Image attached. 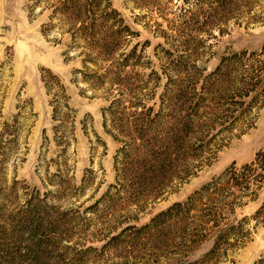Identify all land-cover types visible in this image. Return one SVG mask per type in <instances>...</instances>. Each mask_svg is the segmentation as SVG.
I'll use <instances>...</instances> for the list:
<instances>
[{
    "label": "rangeland",
    "instance_id": "374dc122",
    "mask_svg": "<svg viewBox=\"0 0 264 264\" xmlns=\"http://www.w3.org/2000/svg\"><path fill=\"white\" fill-rule=\"evenodd\" d=\"M156 1L158 5L149 1L139 8L128 0H112L126 24L139 34L129 48L137 45L151 63L145 69L121 68L119 76L127 79L125 83L106 82L103 88L94 89L83 77L93 71L104 74L116 60L98 58L95 65L84 67L83 57L70 47L72 39L63 21L55 18L52 27V10L44 2L33 10L31 0H0V122L15 113L18 104L27 111L32 107L34 113L26 118L19 151L0 163V264H257L264 260V223L253 219L247 225L252 233L244 246L216 262L204 257L212 247L210 241L192 248L182 246L178 237L165 243L150 231L126 229L149 224L231 164L244 165L264 152L263 105L254 111L253 126L243 124L227 133L218 122L212 128L201 125L195 140L191 139L194 157L188 159V176L173 179L157 198L127 197L129 189L134 191L133 182L122 176L116 179L121 165L116 166L115 156L123 143L104 127L112 97L128 92L129 87L137 88L142 85L140 78L146 79L148 90H155L147 103L159 110L170 88L167 82L172 83L168 77L178 79L184 74L178 69L179 61L194 66L191 75L202 70L198 87L207 80L209 90L205 92H210L219 83L210 72L222 57L264 48V20L234 23L223 35L214 30L215 37L209 38L184 26L177 8L183 5L181 1ZM162 29L168 36L159 34ZM185 38L191 41L188 48L183 44ZM154 72L161 77L157 85ZM114 75L105 76L112 79ZM58 82L65 86L72 110L62 109L54 120L50 102L59 91ZM130 99L125 96L127 106ZM57 100L64 102L62 97ZM132 111L127 109L126 115ZM106 115L110 124L112 116ZM179 164L188 165L183 160ZM258 195L236 210L239 218L259 208L264 185Z\"/></svg>",
    "mask_w": 264,
    "mask_h": 264
},
{
    "label": "trees",
    "instance_id": "16d2710c",
    "mask_svg": "<svg viewBox=\"0 0 264 264\" xmlns=\"http://www.w3.org/2000/svg\"><path fill=\"white\" fill-rule=\"evenodd\" d=\"M31 1L33 10L42 2L52 10L49 16L52 27L56 26L55 18L63 21L66 26L63 29L72 39L70 47L83 57L84 67L89 63L95 65L98 58L116 60L104 74L93 71L89 77H83L94 89L103 88L106 82L125 83L127 79L119 76L121 68L145 69L151 63L149 59L145 60L137 45L129 48L132 38L139 34L126 24L112 0ZM128 1L139 8L146 7L149 1L151 5H158L156 0ZM177 1L183 4L177 8L184 26L191 27L196 33L207 34L209 38L215 37L214 30L223 35L226 28L234 23L253 24L264 20V0ZM159 34L168 36L164 35L167 33L163 29ZM190 43L187 38L183 40L186 48L190 47ZM167 52L171 53L170 50ZM92 54L97 57L93 58ZM188 65L179 61L178 69L184 73L182 78L168 77L172 83L167 82L170 88L162 97L159 110L147 103L155 96V90H148L149 80L140 78L142 85L129 87L128 92H118L104 113L106 132L123 143L115 156L116 166L121 165L116 179L120 180L122 176L121 179L133 182L134 191H127L129 198L141 195L157 198L173 184V179L190 174L188 159L194 157L191 139L195 140L201 125L206 123L212 128L213 123L218 122L223 125L221 130L227 133L243 124L253 126L254 111L258 112L264 105V48L258 52L243 50L222 57L217 68L210 72V77L215 76L214 79L219 81L210 92H205L209 90L205 86L207 80L198 87L202 70L191 75L189 72L194 66ZM111 72L115 73L112 79L105 76ZM160 78L158 75L154 82L156 85ZM56 86L59 91L53 95V101L60 106L50 102L54 120H58L62 109L72 110L67 102L65 86L59 82ZM125 96L131 97L129 106L125 104ZM60 97L64 102L57 100ZM129 108L133 111L126 115ZM106 112L112 116L110 124ZM31 115H34L32 107L27 111L25 106L18 104L15 113L0 122L1 164L19 151L25 140L26 118ZM182 160L188 165H180ZM263 185L264 152L244 165L231 164L186 200L158 213L149 224L127 226L126 229L150 231V234H155L156 240L164 242L178 237L182 246L192 248L203 240L210 241L212 247L204 257L216 262L250 239L252 231L247 227L250 220L264 223V200L254 214L239 218L236 212L250 201L257 200ZM192 211L194 215H191ZM173 232L179 233L178 236ZM262 263L264 260L257 264Z\"/></svg>",
    "mask_w": 264,
    "mask_h": 264
}]
</instances>
